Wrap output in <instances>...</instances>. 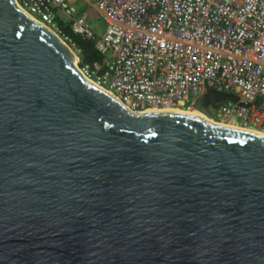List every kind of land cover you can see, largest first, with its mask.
Masks as SVG:
<instances>
[{"label": "water", "instance_id": "1", "mask_svg": "<svg viewBox=\"0 0 264 264\" xmlns=\"http://www.w3.org/2000/svg\"><path fill=\"white\" fill-rule=\"evenodd\" d=\"M73 55L0 0V264H264V134L131 110Z\"/></svg>", "mask_w": 264, "mask_h": 264}, {"label": "built area", "instance_id": "2", "mask_svg": "<svg viewBox=\"0 0 264 264\" xmlns=\"http://www.w3.org/2000/svg\"><path fill=\"white\" fill-rule=\"evenodd\" d=\"M15 1L80 53L58 21L68 16L105 56L81 72L127 108L190 109L224 91L237 99L209 105L211 116L264 131V0H87L105 20L102 35L73 0Z\"/></svg>", "mask_w": 264, "mask_h": 264}, {"label": "trees", "instance_id": "3", "mask_svg": "<svg viewBox=\"0 0 264 264\" xmlns=\"http://www.w3.org/2000/svg\"><path fill=\"white\" fill-rule=\"evenodd\" d=\"M58 21L65 34L81 49L79 53L81 57L80 65H93L94 62L104 63L105 56L97 50L93 40L84 39L81 35L74 32L71 27V22L63 20L60 16L58 17Z\"/></svg>", "mask_w": 264, "mask_h": 264}, {"label": "rangeland", "instance_id": "4", "mask_svg": "<svg viewBox=\"0 0 264 264\" xmlns=\"http://www.w3.org/2000/svg\"><path fill=\"white\" fill-rule=\"evenodd\" d=\"M73 1H74L75 5L81 11L85 12V14L87 16V21L89 22L93 31L95 33H97L98 35H102L105 32L106 23H105V20L99 15V12L96 9L95 5L93 3H91L90 1H87V0H73ZM61 17L63 18V20L70 22V20H69L70 18L68 16H66L65 14H61ZM64 41L70 47V49L72 50V52L74 53V55L76 57V60L78 61V65H80L79 63L81 61V57H80V54L78 53L76 47L72 43H70L66 40H64ZM104 62H105V60H104ZM184 110L190 111V110H195V109L194 108H192V109L184 108ZM214 120L217 121V119H214ZM226 123L240 127L238 124H236L234 122H227L226 121Z\"/></svg>", "mask_w": 264, "mask_h": 264}, {"label": "bare ground", "instance_id": "5", "mask_svg": "<svg viewBox=\"0 0 264 264\" xmlns=\"http://www.w3.org/2000/svg\"><path fill=\"white\" fill-rule=\"evenodd\" d=\"M66 43V42H65ZM67 44V43H66ZM72 51V50H71ZM73 53V52H72ZM74 54V53H73ZM74 56V63L77 61L76 60V57L75 55ZM91 82H93L94 84L98 85L99 88L103 89V90H106L107 92H109L110 94H112V92L110 90H107L106 87H103L101 86L99 83H97L96 81L92 80V79H89ZM192 109V108H190ZM195 110H184L182 108H173V109H165V110H170V111H177V112H185V113H189V114H193V115H197L199 117H202L203 119H205L206 121H209V122H212V123H220V124H225V125H228V126H231V127H237V126H234V125H231V124H227L226 122H222V121H216L214 120V118L212 116H210L209 114L205 113L204 111L200 110L199 108H194ZM147 110H150V109H147ZM240 126V125H239ZM237 128H240V127H237ZM248 130H252L254 132H258V133H262L264 134V131H260V130H257V129H254V128H246Z\"/></svg>", "mask_w": 264, "mask_h": 264}]
</instances>
